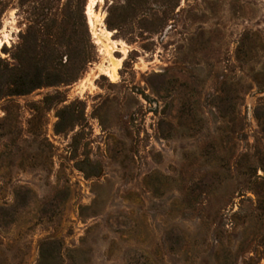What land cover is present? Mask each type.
<instances>
[{
    "label": "rangeland",
    "instance_id": "374dc122",
    "mask_svg": "<svg viewBox=\"0 0 264 264\" xmlns=\"http://www.w3.org/2000/svg\"><path fill=\"white\" fill-rule=\"evenodd\" d=\"M95 1L0 0V264H264V0Z\"/></svg>",
    "mask_w": 264,
    "mask_h": 264
},
{
    "label": "bare ground",
    "instance_id": "6f19581e",
    "mask_svg": "<svg viewBox=\"0 0 264 264\" xmlns=\"http://www.w3.org/2000/svg\"><path fill=\"white\" fill-rule=\"evenodd\" d=\"M95 4H96V1L95 0H91V4L89 6V14L90 15L93 14V9H94ZM9 43H10L9 40L3 41V39L0 38V46H2L3 44H9ZM106 75L111 77L112 81H114L117 78V72L115 70H114L113 73H107Z\"/></svg>",
    "mask_w": 264,
    "mask_h": 264
}]
</instances>
